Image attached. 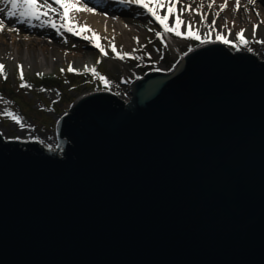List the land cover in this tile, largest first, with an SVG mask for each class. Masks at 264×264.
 Wrapping results in <instances>:
<instances>
[{"label":"water","instance_id":"water-1","mask_svg":"<svg viewBox=\"0 0 264 264\" xmlns=\"http://www.w3.org/2000/svg\"><path fill=\"white\" fill-rule=\"evenodd\" d=\"M56 134L0 135V264H264V57L200 45Z\"/></svg>","mask_w":264,"mask_h":264},{"label":"rangeland","instance_id":"rangeland-1","mask_svg":"<svg viewBox=\"0 0 264 264\" xmlns=\"http://www.w3.org/2000/svg\"><path fill=\"white\" fill-rule=\"evenodd\" d=\"M210 3H213V0H180L177 10L185 8L181 18L194 22L196 26H201L197 10L206 15L208 24L216 19V31L223 32L230 40H235V34L245 29L244 36L250 41L247 47H251L252 51L249 52L247 47H241L240 50L262 60L264 43L256 41H264V1L255 0L254 4H250L249 0H240L241 7L236 10V0H227V7L220 12L219 17H216L215 13L220 11L219 6L224 4L225 0H215L212 8L208 7ZM189 5L191 11L187 10ZM0 7H3V4H0ZM131 13L132 18L137 19L135 37L139 38V44L131 35H126L124 41L128 42L130 47L125 51L143 59L114 58L115 54L109 47L112 38L103 42L108 55L101 56L97 49L81 37L77 38L78 40L65 38V42L55 43L38 32L27 28L18 29L6 19L0 18L6 25L5 31L0 32V64L4 65V73L7 75L5 79L4 75L0 74V134L5 139L19 137L20 140L43 141L40 143L53 149L57 144L56 121L68 111L74 100L96 91H107L121 99H128L130 84L135 79L151 70L169 71L189 47L201 45L199 41L176 37L172 33L165 34L164 39L161 40L156 37L155 32H162V28L147 12L137 13L131 9ZM141 14L147 15L145 20L137 18L142 16ZM225 21H227V29H231L230 35L224 28ZM172 22L170 18L169 24L171 25ZM253 25L258 26L255 37L252 35ZM7 28H15L18 31H7ZM204 29L205 32L208 31V28L204 27ZM181 31H186V28L182 26ZM214 34L215 32L212 35ZM117 38L118 36H115L114 42L119 51L123 44H117ZM169 39L173 40L172 44L169 43ZM221 44L230 50H235L229 45ZM85 46L91 48L86 50ZM133 49L137 51L133 52ZM97 59L101 61L99 64L96 63ZM69 65L82 74L67 71ZM85 65L95 66L97 71L111 82L109 89H105L91 73H83ZM18 66L23 67L24 81L19 79ZM61 69L64 71L62 72ZM21 83H27L31 87H20ZM6 109L20 116L26 126L20 128L10 117H7L4 114Z\"/></svg>","mask_w":264,"mask_h":264},{"label":"snow or ice","instance_id":"snow-or-ice-1","mask_svg":"<svg viewBox=\"0 0 264 264\" xmlns=\"http://www.w3.org/2000/svg\"><path fill=\"white\" fill-rule=\"evenodd\" d=\"M129 4H136L144 9L157 24L162 28L161 31H156L155 35L157 38L163 40L165 34L172 33L176 37H181L183 39H191L199 41L200 44H206L210 42H221L225 45H229L235 50H240L241 47H247L250 44V41L245 38L244 32L245 29H241L240 32L235 34V40L228 39V36L223 34V32L216 31V19L211 21V24L207 23V17L205 14H202L197 10V14L200 16V25L208 28V31L201 36L200 28L196 27L195 23L192 21L184 20L181 17L184 14L185 8H180L177 10V4L179 0H122ZM213 3L208 5L209 8L213 7ZM250 4H254L255 0H249ZM0 4H3V7H0V13L4 14L8 18H17L19 23H31L33 20L41 21L42 24H47L53 29H56L58 32L60 29H63L65 32L71 33L75 36H80L85 41H90L93 43V46L97 48L101 56H107L108 52L105 50V47L100 43L101 37L98 33L90 28L88 25L81 26L75 22L74 17L71 15L73 12H92L93 9L88 8L86 5H82L81 0H52L50 3L49 0H0ZM53 4L58 5L59 7H53ZM203 7V5H201ZM227 7V0L224 4L219 6L220 11L215 13L216 17H219L220 12L224 11ZM241 7L240 0H236L235 8L239 10ZM187 10L191 11V6H187ZM163 12V14H161ZM52 14H56L60 18V24L58 25L52 18ZM47 18V19H42ZM172 18L173 22L169 24V20ZM182 26L186 28V31H181ZM257 25H253L252 35L255 37ZM224 28L227 29V21H225ZM6 25L3 19H0V32L5 31ZM7 31H18L15 28H7ZM153 31V29H149ZM228 34H231V29H227ZM91 32L92 35H86L85 33ZM213 32H215V41H212L211 37ZM107 39V38H105ZM136 43L139 44V38L134 37ZM115 37L109 41V47L111 48L112 53L115 54L114 58L124 60L126 58L131 59H143V57H136L133 53L124 52L117 50L115 45ZM151 42V41H149ZM257 43H264V41H256ZM143 47V46H141ZM191 47L188 48V51H192ZM247 50L252 51L251 47H247ZM137 49H133V52ZM101 61L97 59L96 63L99 64ZM20 68L19 79L24 81L23 67ZM159 70V69H157ZM63 72L64 70L61 69ZM67 71L77 72L82 74L79 70L74 69L69 65ZM83 73H91L95 79H98L105 87L109 89L111 82L104 76L101 75L95 66L85 65ZM0 74L4 75V78L7 79L6 73H4V65L0 64ZM37 75H43L42 73H37ZM20 87H31L27 83H21ZM119 94V93H117ZM7 117H10L20 128H24L26 125L22 122V118L12 111L5 110L4 113ZM19 140V137H16ZM38 139V138H36ZM43 143V141H40Z\"/></svg>","mask_w":264,"mask_h":264},{"label":"bare ground","instance_id":"bare-ground-1","mask_svg":"<svg viewBox=\"0 0 264 264\" xmlns=\"http://www.w3.org/2000/svg\"><path fill=\"white\" fill-rule=\"evenodd\" d=\"M180 1V0H179ZM259 1V0H258ZM264 1V0H262ZM51 3L52 0H49ZM82 5H86L88 8L93 9L92 12L80 11V12H73L71 15L74 17L76 23L81 26L88 25L92 30L99 34L101 37L100 43L103 45L105 40L109 38L117 37V44H123V51L128 50L130 45L128 42L124 41V37L126 35H131L133 38L135 37L136 33V26L135 20L132 18V13L129 8H127V3H118L115 4L116 6H108L103 4L101 1L98 0H81ZM122 4V5H120ZM53 7H59L56 4H53ZM136 7H139L136 5ZM137 13H144L146 12L142 8H132ZM144 10V11H143ZM142 16H138L141 20H145V14H141ZM0 18L6 19L10 24L17 27L18 29L27 28L33 32H38L41 36L53 40L55 43L65 42V38H72V40H78L80 36L72 35L71 33L65 32L63 29H60L58 32L56 29L51 28L47 24H42L41 21L33 20L30 24L29 23H19L17 18H8L4 14L0 13ZM51 18L59 25L60 18L56 14H52ZM47 19V18H42ZM139 20V19H138ZM153 22V21H152ZM196 27L200 28L201 36H203L206 32L203 26L197 25ZM86 35L91 36V32L85 33ZM168 36V35H167ZM169 37V36H168ZM107 38V39H105ZM212 41H215V34L211 37ZM81 41V40H80ZM170 44L173 43V40H168ZM92 46L93 43L88 41ZM210 43H221L218 41L210 42ZM91 46H85V49H90ZM94 49H97L94 47ZM237 52H242L241 50H237Z\"/></svg>","mask_w":264,"mask_h":264},{"label":"trees","instance_id":"trees-1","mask_svg":"<svg viewBox=\"0 0 264 264\" xmlns=\"http://www.w3.org/2000/svg\"><path fill=\"white\" fill-rule=\"evenodd\" d=\"M71 78H72V81H74V80H73L74 78H73V77H71Z\"/></svg>","mask_w":264,"mask_h":264}]
</instances>
